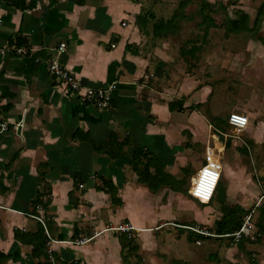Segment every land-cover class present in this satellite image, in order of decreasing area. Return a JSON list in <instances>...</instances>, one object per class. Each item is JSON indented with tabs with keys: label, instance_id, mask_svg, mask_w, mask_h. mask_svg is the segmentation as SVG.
Listing matches in <instances>:
<instances>
[{
	"label": "crops",
	"instance_id": "1",
	"mask_svg": "<svg viewBox=\"0 0 264 264\" xmlns=\"http://www.w3.org/2000/svg\"><path fill=\"white\" fill-rule=\"evenodd\" d=\"M29 1L25 0V4ZM32 1V8L20 9L0 0V106L8 102L11 105L5 115H0V122L8 125L0 134V252L11 255L2 264H36V259L31 258V245L15 240L14 230L34 233L40 224L45 227V222L49 228L47 231L45 227L49 235L46 245L58 264L137 263L132 261L137 258L135 253L127 262L121 257L117 235L125 232L111 227L123 223L130 224L136 232L138 264H209L204 255L207 251L191 248L192 240L187 236L162 229L184 225L176 222L172 213L169 220L157 215V210L165 209L173 196L182 198L181 192L168 187L155 193L149 191L137 180L129 164L133 149L143 146L163 158L165 170L178 179L190 151L209 142L204 135L206 127L207 133L212 130L217 136L212 143L219 147L223 202L227 207L241 208L245 217L252 211V220L258 214L251 223L256 239L261 234L257 221L264 210V198L259 206L254 204L264 190L256 183L247 186L248 178L252 181L250 175L238 172L234 161L224 170V144L218 139L221 132L210 123L214 117L223 119L213 112L208 122L200 110L209 100L215 111V100H210L213 86L201 74L211 75L219 66L225 73L236 74L239 82L247 86L248 51L219 50L216 56L210 52L214 46L211 34L191 38L188 47L176 43L173 39L177 34L172 31L154 35L153 23L169 19L179 6L178 0ZM206 1L214 4L220 0ZM258 3L261 5L264 0ZM188 7L189 4L184 7L185 14ZM138 15L147 18L140 27L136 22ZM15 34L27 42V54L10 56L7 51L2 52ZM59 42L67 46L63 64L82 88L113 85L110 107L84 104L49 76L46 59ZM127 44L130 50L125 48ZM238 99L242 102H234V107L245 106L244 114L258 123L256 132L248 133L249 138L262 142L264 147V110L249 108L261 97L248 93ZM177 100H182L183 109L170 110L169 103ZM111 131L119 139L129 138L127 154L119 159L97 153L90 142L81 140L88 133L97 145L106 147ZM76 132L80 139L73 137ZM213 135L210 138L214 139ZM198 169L193 167V176ZM95 173L103 174L118 187L120 205H113L108 193L95 189ZM45 187L50 188V195L43 199L49 197L50 202L45 207L34 206L33 199ZM70 191L74 204L69 201ZM186 203L195 209L192 203ZM33 208L37 215L31 213ZM210 209V213H217L212 206ZM227 211L220 210L218 220ZM218 220L214 221L215 226ZM160 230L164 232L159 237L154 232ZM89 236L92 238L82 245L70 243ZM258 238L264 239V235ZM144 241L149 243L145 246L149 249H143ZM195 242L200 243L197 239ZM180 243L187 258L176 254L174 247ZM228 249L231 254L233 250L242 254L237 244ZM217 250L222 262L232 264L233 255L232 259L224 255L225 247Z\"/></svg>",
	"mask_w": 264,
	"mask_h": 264
},
{
	"label": "rangeland",
	"instance_id": "2",
	"mask_svg": "<svg viewBox=\"0 0 264 264\" xmlns=\"http://www.w3.org/2000/svg\"><path fill=\"white\" fill-rule=\"evenodd\" d=\"M179 2L186 1L189 4L188 9L186 10L187 14L185 19H183V23L175 26L172 34H177L174 37V41L176 43H182L184 47H188V40L191 38L200 39L201 36L213 35L214 43L212 45L211 51L216 56H219L221 50L225 51H239L244 50L247 52V61H248V84L244 86L243 83L239 82L236 74L225 73L218 66L214 73L210 75L209 72L202 73L201 76L208 77L210 79V84L213 86L211 98L215 100V111L211 109L210 101L208 100L206 103L202 104L200 107L201 112L206 116L208 122L213 117V112L218 113L219 117L223 119V134L218 135V139L220 142L224 144V148L222 149V163L225 166L229 165L231 162L236 163L237 171L247 176L250 175L251 180H247L245 182L247 186H253L255 183L256 186H260L261 190H264V147L262 142H254L252 138H249L248 133H254L257 130V120L250 119L248 125L241 130H237L231 125L227 123L228 115L231 112H243V108L245 107H234V102H242L241 96L253 93L254 95H259L261 97L260 102L252 103L249 107L251 110H264V48L260 46V43L254 39V36L264 35V18L259 23L258 31L255 33L250 32H241V33H227L225 31V25L227 18L229 17H238L240 13H248L250 17V24L253 21L257 8L260 3L258 0H220L225 8L222 12L212 13V16L217 23L213 26L204 27L201 25L202 16L199 13V5L202 0H178ZM225 3V5L223 4ZM244 4V5H242ZM243 6V9L241 8ZM211 16V17H212ZM252 38V39H251ZM202 46V45H201ZM204 48V47H203ZM202 48V49H203ZM220 50V51H219ZM222 53V52H221ZM249 53V54H248ZM215 98V99H214ZM212 103V100H211ZM240 105H242L240 103ZM263 117V116H261ZM211 134V135H208ZM214 134V135H213ZM204 135L208 139L209 142L212 143L213 140H217L215 138L216 134L212 132L207 133V127L204 130ZM208 135V136H207ZM213 135L210 138V136ZM217 137V136H216ZM205 138V139H206ZM206 139V140H207ZM219 141H217L219 143ZM205 143L200 144L199 147L194 148L190 151L189 158L187 164L178 172V179H183L185 192L181 193L182 198L178 196H173L172 199L165 204V209L157 210L159 217H164L169 219L171 218V213L176 216L178 223H187L196 228H201L205 231H208L209 235L202 236L194 235L192 231L187 228L173 227V226H165L162 229H166L167 232H173V234L182 233L185 236L191 234V248H199L202 251H207L204 255L206 256V263L213 264H226L222 262V258H220L221 254H218L217 248L225 247L226 252L224 255H227L229 258L233 257L232 264H264V250H261V246L264 245V239L256 238L255 240H250L249 237L242 236L238 241L233 236H220L217 235L216 226L214 221L218 220L220 215V210H222V201H223V193H224V183L222 182V177L217 185L215 194L213 199L210 201L209 206H203V204L197 200H195L189 193V189L191 186V178L193 176V167L198 169L203 164V159L201 153L205 150ZM223 170V171H224ZM246 172V173H245ZM187 202L192 203L193 207L197 210H193L190 208ZM211 206L217 211H212L210 213ZM235 206V205H233ZM210 207V208H208ZM237 216L241 219V223L244 221V214L239 212L238 206L233 208ZM219 211V214H218ZM212 214V215H211ZM258 214L253 215V220L256 221L258 219ZM170 216V217H169ZM212 216V217H211ZM252 218H250L249 222H253ZM164 230L155 231L156 235L159 237L163 234ZM132 233L136 240L137 236L136 232H125ZM119 234V233H118ZM197 234V233H195ZM165 235V234H164ZM196 236V237H195ZM197 240L200 241L198 244L195 242ZM183 244V243H182ZM181 243L178 246H175L176 254L181 258H187V252L185 251L183 245ZM233 244H237L240 249H242V254L239 255V252L236 253L233 250V254L229 252V247ZM149 243L144 241L143 249H149L145 246H148ZM215 245V248L214 246ZM162 242L159 241V248H162ZM209 246V247H208ZM223 253V252H222ZM236 253V254H235ZM235 254V255H234ZM187 256V257H186ZM192 258V257H191ZM132 261L139 262V259L132 258ZM171 261V260H170ZM169 261V263H171ZM196 261V260H194ZM202 262V261H201ZM130 264V263H129ZM174 264V263H173Z\"/></svg>",
	"mask_w": 264,
	"mask_h": 264
},
{
	"label": "trees",
	"instance_id": "3",
	"mask_svg": "<svg viewBox=\"0 0 264 264\" xmlns=\"http://www.w3.org/2000/svg\"><path fill=\"white\" fill-rule=\"evenodd\" d=\"M7 4L12 5L15 8L25 9V8H32L34 6V2L32 0L29 1L28 4H25V0H6ZM187 2L182 1L179 2V6L177 10L171 15V17L167 20L158 19L153 23L152 32L154 35H166L169 31L173 32L175 26H178V23L187 18L184 7L186 6ZM225 8L221 3H214L211 4L206 0H202L199 5V13L202 16L201 25L204 27H211L217 21H215L212 16V13L222 12ZM212 16V17H211ZM264 17V3H262L256 11V15L251 22L249 23V16L247 13H240V15L236 18H227L225 31L227 33H241V32H250L255 33L257 32V28L259 23L262 21ZM136 22L139 27L147 22V18L145 15H138L136 17ZM261 45L264 47V36L257 35L254 36ZM15 43L16 45H27V42L19 35L15 34L13 37L10 36L8 40V45H12ZM127 50H130V45H126L125 47ZM198 47H196L197 49ZM187 51H190L187 50ZM10 56H16V53L12 50L7 52ZM2 73L0 72V77ZM182 100H177L169 103L170 110H182ZM199 105H197L198 107ZM11 107L10 103H6L5 105L0 106V115L6 114V111ZM177 107V108H176ZM1 121V119H0ZM214 128L223 134V120L219 119L218 117H214V119L210 122ZM220 134V133H219ZM220 134V135H221ZM80 133L76 132L73 134V137H77L80 139ZM81 140H87L90 142L92 149L97 153H104L110 159H119L123 157L126 153V147L129 145V138L125 136L123 139H119L115 131H111L109 133L107 146H99L97 145L88 135V133L84 134ZM129 164L131 169L137 174V180L145 184L149 191L155 193L163 187H168L173 191H178L181 193L185 192L184 187V180L175 178L171 173L165 170L166 162L163 158L159 155L155 154L154 152L150 151L143 146L135 147L130 155ZM94 179V187L96 190H103L104 192L108 193L113 205H120L121 200L118 197V187L108 178H106L101 173H95L93 175ZM72 191L69 192V201L70 203L74 204V199L72 198ZM50 195V188L45 187L43 191L37 193L35 198L33 199L34 206L37 204L46 206L50 202L49 197L47 199H43V196ZM224 198V196H223ZM222 208H227L228 211L223 213V216L216 222V234L217 235H224L230 234L239 229L241 226V219L237 216L236 211L233 208L227 207L224 202H221ZM36 208V207H35ZM239 212L243 213L241 208L237 209ZM33 215H37L34 208L31 210ZM184 225H189L184 223ZM258 230L261 233L260 235H264V210L261 211L259 215V220L257 221ZM45 227L47 231H49L48 224L45 222ZM45 227L40 224L34 233L23 232L18 229L14 230V238L15 240L31 245V258L36 259V264H42V260L47 259V241L49 236L47 235L48 232L45 231ZM257 235V238L260 236ZM118 240L121 245V257L124 262H127L128 257L131 256L132 253H135L137 258H140L139 255L136 253L138 251L139 245L135 240L132 233H119ZM244 236V235H243ZM188 240L191 241V234L187 236ZM11 257L10 254H5L0 252V264L5 262ZM138 264V263H133Z\"/></svg>",
	"mask_w": 264,
	"mask_h": 264
},
{
	"label": "built area",
	"instance_id": "4",
	"mask_svg": "<svg viewBox=\"0 0 264 264\" xmlns=\"http://www.w3.org/2000/svg\"><path fill=\"white\" fill-rule=\"evenodd\" d=\"M12 50L16 55H25L28 53L29 48L26 45H7L2 52ZM67 50L65 42H59L51 48V53L46 59V69L49 76L58 84L62 85L65 92L74 93L77 99L84 104L92 105L98 108H108L111 105L112 101V88L113 85L109 86H100V87H88L82 88L79 84L76 77L64 66L62 58ZM227 123L234 127L237 130L244 129L248 123V116L239 113L231 112L228 115ZM8 128L7 122H0V134L5 132ZM219 147L215 143L208 142L206 144L205 152L203 155V164L196 171L195 176L191 179V186L189 189L190 195L197 201L208 204L216 191L217 185L222 177V164L218 154ZM264 198V195L261 196L254 204V207L260 205L261 199ZM252 211L246 215L244 221L242 222L239 229L230 234H224L226 236H233L237 241L245 234L255 239L256 232H252V224L249 222L251 218ZM40 219L39 217H37ZM182 226V225H181ZM179 226V227H181ZM116 231L120 232H131L133 227L130 224H120L116 227H111ZM182 228H187L190 231L200 234V235H209L208 231H205L201 228H196L193 226H182ZM46 231V230H45ZM252 232V233H251ZM48 235V234H47ZM49 236V235H48ZM93 236V235H92ZM92 236L89 237H78L73 240H70V243L75 245H82L89 241ZM95 236V235H94ZM93 236V237H94ZM223 236V235H222ZM47 259L42 260V264H58L55 260L51 248L47 249Z\"/></svg>",
	"mask_w": 264,
	"mask_h": 264
}]
</instances>
